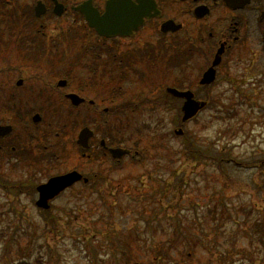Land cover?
<instances>
[{
    "label": "flooded vegetation",
    "instance_id": "flooded-vegetation-1",
    "mask_svg": "<svg viewBox=\"0 0 264 264\" xmlns=\"http://www.w3.org/2000/svg\"><path fill=\"white\" fill-rule=\"evenodd\" d=\"M3 11L9 30L6 40L0 36V127L10 130L0 136V161L32 168L34 195L51 177L82 174L51 203L78 187L93 193L102 176L87 169L124 158H113L111 149L141 156L137 145L125 144L122 125L117 135L101 133L94 114L138 110L142 101L118 98L151 99L158 74L161 93L175 87L203 98L200 113L213 97L237 98L236 111H251L252 98L264 96V0H0ZM206 72L214 79L201 83ZM70 94L82 100L75 104ZM63 108L70 113L63 128L78 129L76 138H62L65 131L50 137L51 118L57 124ZM84 128L93 132L86 148L78 138ZM72 151L75 162L65 168ZM37 173L46 179H33Z\"/></svg>",
    "mask_w": 264,
    "mask_h": 264
},
{
    "label": "rangeland",
    "instance_id": "rangeland-1",
    "mask_svg": "<svg viewBox=\"0 0 264 264\" xmlns=\"http://www.w3.org/2000/svg\"><path fill=\"white\" fill-rule=\"evenodd\" d=\"M5 18L3 11V40L9 30ZM161 79L158 74L159 92L151 99L118 98L142 101L138 110L94 114L99 132L108 128L117 135L122 125L125 144L137 145L144 157L123 158L119 170L109 162L93 163L89 174L103 175L93 193L78 187L52 202L46 214L36 207L37 194L25 193L23 186L17 194L7 192L34 170L16 159L0 161V264H264V241L254 231L264 217V113L258 111L264 96L252 98L251 111H236L234 97H206L211 109L176 123L178 112L167 104L181 103L160 92ZM69 114L59 111L57 124L51 118L50 137L65 131L62 138H76L78 129L63 128ZM182 127L184 134L176 135ZM189 143L202 151L200 160L186 152ZM221 151L231 156L222 166L210 158ZM71 153L65 168L75 162ZM46 177L37 173L33 179ZM49 214L57 218V230L45 229ZM159 251L171 258L155 260Z\"/></svg>",
    "mask_w": 264,
    "mask_h": 264
},
{
    "label": "water",
    "instance_id": "water-1",
    "mask_svg": "<svg viewBox=\"0 0 264 264\" xmlns=\"http://www.w3.org/2000/svg\"><path fill=\"white\" fill-rule=\"evenodd\" d=\"M101 34H108V29H105V27H98L97 29ZM207 75V74H206ZM205 75V79L207 82H210L209 79H206L207 76ZM168 91L172 93L173 95L185 98V104L183 106L184 116L183 120H188L189 118H192L197 114V112L205 105L204 102H199L193 98V93L190 91H179L175 88H169ZM69 98L73 101V103L78 104L82 99H80L77 95L70 94L68 95ZM76 99L78 101H76ZM37 120V119H36ZM10 130L9 127H0V136H3L4 134L8 133ZM177 134H181L183 131L182 129H179L176 131ZM93 135V132L89 128H84L79 135V143L83 147L88 146V141L90 137ZM113 157L120 158L124 154L128 153L129 151L122 148H115L111 150ZM82 178V175L78 173L77 171H73L70 173H67L65 175L52 177L49 179V181L41 186L38 187L39 190V199L37 201V205L39 207H43L48 209L50 207L49 200L57 196L59 192L64 190L66 187L71 186L76 181L80 180Z\"/></svg>",
    "mask_w": 264,
    "mask_h": 264
},
{
    "label": "trees",
    "instance_id": "trees-1",
    "mask_svg": "<svg viewBox=\"0 0 264 264\" xmlns=\"http://www.w3.org/2000/svg\"><path fill=\"white\" fill-rule=\"evenodd\" d=\"M174 109H175L176 112H178L176 114V119L178 118V121H180V114H181V112H180L179 106L174 105ZM189 149H190L189 150L190 151V154L193 155L195 159H198L199 160L200 158L203 157L202 151H200L198 148H196L194 146H191ZM224 154H225V151H223V152L221 151V155H224ZM205 157H208V156L205 155ZM210 158L212 160H214L216 163H218V165H221L222 166V164L225 161V158L226 157L221 156V158H219V156H217L216 154H212V155H210ZM174 174H175V172H174ZM1 180L2 179H0V182H1ZM0 185H1V183H0ZM19 185L23 186L26 189L27 194L32 195L31 186L25 185L24 182H22L20 184H19V182H14L13 185H11V187H9V189L7 190L8 194H17V192H19ZM220 205L223 206V207L226 206L225 203H220ZM217 207H218V205H215L214 206V211L215 212L218 211ZM50 212H51V209L44 211V213H46V214H48ZM45 221H46V223H45V229H47L48 227H50V228H52L51 230H57V218L54 215L49 214L47 216V218L45 219ZM254 228H255V230H254L255 231V234L257 236H259V239L261 241H264V217H261V220H259L257 222V224H256V226H254ZM177 229L179 230V227L178 226H177ZM87 240H88V237L83 236L82 242L87 243ZM170 258L171 257L169 255L167 256V253L166 252L159 251V257L154 258V259L155 260H158L159 262L160 261L163 262V260L170 259ZM170 261H172V260H170ZM20 264H31V263H29L27 261H23ZM174 264H176V263H174Z\"/></svg>",
    "mask_w": 264,
    "mask_h": 264
},
{
    "label": "bare ground",
    "instance_id": "bare-ground-1",
    "mask_svg": "<svg viewBox=\"0 0 264 264\" xmlns=\"http://www.w3.org/2000/svg\"><path fill=\"white\" fill-rule=\"evenodd\" d=\"M45 183H46V182H45ZM45 183H42V184H40L39 186H41V185H43V184H45ZM39 186H38V187H39ZM38 187H37V190H38ZM38 191H39V190H38ZM49 208H50V207H49Z\"/></svg>",
    "mask_w": 264,
    "mask_h": 264
}]
</instances>
